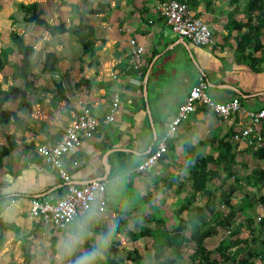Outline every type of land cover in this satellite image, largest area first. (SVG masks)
<instances>
[{"label":"crops","instance_id":"1","mask_svg":"<svg viewBox=\"0 0 264 264\" xmlns=\"http://www.w3.org/2000/svg\"><path fill=\"white\" fill-rule=\"evenodd\" d=\"M29 2L37 3L48 25L63 22L67 28L78 23L79 12L96 8L83 15L93 27L92 55L82 53L70 32L50 34L43 26L23 21L19 4ZM244 2L197 0L190 6L215 37L213 46L202 47L169 29L158 14L159 0H0V51L6 55L0 89L17 88L0 107V151L7 146L6 134L15 143L9 153L0 155V221L8 225L0 229V264H75L92 251L97 252L93 264H111L112 258L117 264H133L125 256L133 248L140 254V264H153L152 237L131 240L125 230L170 229L177 216L186 219L192 206H202L206 195L186 201L192 192L189 172L193 157L215 158L218 153L219 161L206 162L207 169L217 170L206 183L207 194L214 209L224 215L229 207L219 200L232 187L229 202L236 212L227 228L216 226V234L206 237L204 246L213 250L231 232V238L246 239L262 253L264 204L259 196L263 193L253 173L258 167L252 166L261 160L252 147L231 138L236 124L198 105L169 135L162 158L147 170H136L142 157L156 147L168 119L199 76L207 81L205 92L214 101L238 96L244 109L264 107V42L257 50H247L257 61L236 62L233 57L236 30L229 27L228 20L243 22L250 16H246ZM11 31L33 48L30 67L24 71L15 69L21 56L9 38ZM129 38L143 46L139 68L127 63ZM47 51L56 56L54 70L42 72ZM114 92L119 104L114 120L103 126V135L84 140L74 155L64 158L74 183L104 181L106 210L98 214L83 245L72 256H63L60 240L71 225L55 229L29 214L31 197L55 196L62 188L58 175L34 148L53 143L83 105L104 115ZM235 121L245 122L244 118ZM73 159L79 163L72 165ZM180 206L185 207L178 212ZM189 229L187 225L183 230L187 238ZM105 238L106 246H99L98 241ZM212 239L217 241L210 248L207 242ZM161 249L168 264L170 249ZM192 254L193 242L185 241L180 257L170 264H191ZM210 256L216 257L214 252Z\"/></svg>","mask_w":264,"mask_h":264},{"label":"built area","instance_id":"2","mask_svg":"<svg viewBox=\"0 0 264 264\" xmlns=\"http://www.w3.org/2000/svg\"><path fill=\"white\" fill-rule=\"evenodd\" d=\"M157 11L169 29L187 39L191 43L210 47L215 44L210 26L204 19L195 15L189 6L178 0L160 1ZM127 63L135 69L142 66L143 46L135 39H128ZM207 81L199 76L196 83L188 90L186 96L178 104L175 113L168 119L163 135L156 147L150 149L136 165V170L144 171L156 164L167 151V138L173 134L177 126L187 115L193 112L198 105L216 113L219 117L236 124L231 138L244 142L253 149L264 148V107L256 110L244 109L238 96L227 101L212 100L205 92ZM119 104L117 93H112L110 104L104 115L94 114L86 105L80 107L74 118L62 127L59 137L53 143H41L35 146L34 151L41 161L54 170L62 182V189L55 196H33L29 200V214L35 221L49 225L55 229L68 226L78 216L85 214L86 207L95 204L98 214L106 210L105 183L93 179L76 184L72 181L64 165V158L74 155L84 140L103 135V126L114 120V112ZM244 118L242 125L235 120ZM79 160L73 159L72 165ZM264 194V180L262 182ZM14 201L13 199L9 200Z\"/></svg>","mask_w":264,"mask_h":264},{"label":"trees","instance_id":"3","mask_svg":"<svg viewBox=\"0 0 264 264\" xmlns=\"http://www.w3.org/2000/svg\"><path fill=\"white\" fill-rule=\"evenodd\" d=\"M165 1V0H159ZM186 3L188 6L194 5L197 0H178ZM21 11L23 12L22 20L32 22L36 25L43 26L48 33L56 34L63 32H70L74 36V40L80 44L82 53H89L92 55L91 37L93 36V27L88 23V19L84 16L79 18L78 23L74 27L67 28L63 22H59L56 25H48L41 17L42 11L38 8L37 3H20ZM189 6V8H190ZM244 7L250 16L245 21L239 22L233 19L228 20L230 28L236 30L234 36V49L233 57L236 62L244 61L246 59L250 61L259 60L257 57H252L248 52V48L252 47L253 50H257L262 47V41L264 42V0H245ZM94 10H90L93 12ZM165 22V21H164ZM10 40L14 43L16 51L20 54V68H27L31 63L30 54L33 48L30 45L24 43L23 38L14 31L9 33ZM6 55L4 51H0V70L6 62ZM56 56L53 52L47 51L44 53V60L42 62L41 71L51 72L54 70V63ZM252 64V63H250ZM253 67V64L251 65ZM80 80H84L81 78ZM17 92V88L10 86L7 90L0 89V107L10 97L12 93ZM7 146L3 147L0 151V155H5L14 148L15 143L13 137L10 134L5 135ZM254 155L260 160L264 161V148L254 149ZM218 155L215 158L211 156L197 157L194 156V163L190 170L189 178L192 183V192L186 201L191 202L196 195H206V201L202 206L194 205L191 207V213L186 218L176 217V223L172 228H158L156 230L143 227L139 231L125 230V234L131 239L135 240L141 236L150 235L153 239V264H165L163 260L162 247H169L170 254L172 255L170 262L175 258L180 257V246L185 241L193 242V254L191 256V264H254L253 259L260 253L256 250L255 246L247 243L246 239L231 238L232 233H228L225 238H222L213 250H209L204 246V239L206 237L216 234V226L227 228L232 217L235 215L232 205L229 202V197L232 192V187H229L226 192H222L219 204H224L229 207L226 214H222L219 210L214 209V203L210 199L206 183L217 174L215 169H207L206 162L219 161ZM223 164V163H222ZM255 180L262 182L264 180V170H254ZM62 189V188H61ZM261 204H264V194L259 196ZM185 206H180L178 212ZM208 212V214L206 213ZM264 220V217L261 218ZM190 226L189 238L185 237L183 230ZM8 225L0 221V229L7 228ZM260 242L263 245L264 251V239ZM244 243V245H240ZM116 244V242H115ZM233 248V249H231ZM262 251V252H263ZM214 252L216 257H211L210 254ZM113 256H115V250H112ZM127 259L131 260L133 264H140L141 257L138 251L133 248L125 253ZM29 261L28 255H25V262ZM111 264H117L118 260L112 258ZM261 264H264L261 263Z\"/></svg>","mask_w":264,"mask_h":264},{"label":"clouds","instance_id":"4","mask_svg":"<svg viewBox=\"0 0 264 264\" xmlns=\"http://www.w3.org/2000/svg\"><path fill=\"white\" fill-rule=\"evenodd\" d=\"M98 212L95 204L86 207L83 217L74 224L69 221L70 227L60 240V250L63 256H72L91 235V225L97 220ZM107 240L98 241L99 246H106ZM97 255L96 251L85 252L76 261L75 264H93Z\"/></svg>","mask_w":264,"mask_h":264},{"label":"rangeland","instance_id":"5","mask_svg":"<svg viewBox=\"0 0 264 264\" xmlns=\"http://www.w3.org/2000/svg\"><path fill=\"white\" fill-rule=\"evenodd\" d=\"M190 6V5H189ZM90 10H96V8L95 9H85V10H83V11H81V12H79L80 14H81V16H83L85 13H89L90 12ZM248 14L246 15V16H248V15H250V13L249 12H247ZM80 16V17H81ZM46 22V21H45ZM46 30V29H45ZM47 31V30H46ZM215 37H214V34H213V39H214ZM27 44V43H26ZM27 45H30V44H27ZM33 52V51H32ZM32 54V53H31ZM31 54H30V57H31ZM6 58V57H5ZM14 64V63H13ZM17 67V66H16ZM19 68L21 67V66H18ZM15 68L16 70H21V71H24L23 69L24 68ZM29 67H30V65H29ZM29 67H27V68H29ZM252 166H254V167H258V168H256V171L257 170H264V161H260L259 162V164L257 163L256 164V162H255V164H252ZM216 241H217V239H212L211 241L209 240L208 242H207V246L208 247H213L215 244H216ZM256 260V264H259V261L258 260H262V261H264V252H262V253H260V255H259V257H258V259H255Z\"/></svg>","mask_w":264,"mask_h":264}]
</instances>
